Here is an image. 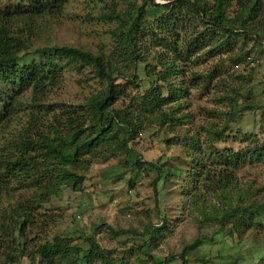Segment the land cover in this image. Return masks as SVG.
<instances>
[{
  "label": "rangeland",
  "instance_id": "rangeland-1",
  "mask_svg": "<svg viewBox=\"0 0 264 264\" xmlns=\"http://www.w3.org/2000/svg\"><path fill=\"white\" fill-rule=\"evenodd\" d=\"M146 2L67 0L62 13L44 15L35 20L34 43L29 51L22 53L21 62H38L40 55L35 50L40 47L67 45L90 50L116 63L114 31L119 27L116 13L128 14L134 7ZM155 2L166 4L175 1ZM147 7L151 8L150 5ZM175 13H178V8H167L154 11L152 16ZM199 28H202L201 25ZM154 29L162 32L161 29ZM225 46L213 57L202 53L188 66V82L195 73L204 78L213 77L210 80L200 78L197 87L189 83L191 94L181 100L183 108L176 113L178 118L181 114L189 116L187 121V117H182L162 127L159 122L146 120L139 137L129 143L144 160L162 165L174 175L155 183L157 171L131 170L122 157L109 158L107 150L97 149L91 161L83 160L81 166L71 167L72 171L83 176L75 188L62 186L49 201L42 203L40 213H37L42 215L36 217L39 225H29L25 231L28 239L26 246L24 244L21 248L26 254L20 256L18 250L15 252L18 260L8 263L6 254L1 250L0 264H32L29 253L36 249V244L60 235H66L84 246L86 236L94 237L103 248L115 252L107 264H162L167 258L172 260L169 264H184L183 254L189 264H251L264 257V215L257 222L254 218L248 221L249 226L246 227L242 222L244 214L238 208L247 203L257 205L264 202V160L246 161L227 194L201 183L199 194L195 195L191 172L197 162L189 155V145L184 142L186 137L197 138L200 133L204 134L203 127L212 123L222 128L228 121L226 114L230 110L235 112L228 131L230 138L218 143L220 148H255L258 143L251 138L243 136V141L238 140L242 134H257L260 141L264 140L262 110L241 111L248 105L264 106V50L250 39H232L231 45ZM230 46L232 51H227ZM151 49L153 54L162 51V47L156 45H152ZM208 50L209 47L203 52ZM149 58L155 64L151 56ZM146 68L150 69L149 66ZM130 71L133 70L130 69L127 74ZM139 73L141 81L136 86L124 80L118 81V84H123L124 94L116 102L117 108H136L135 97L139 98L152 85L144 63L139 64ZM106 86L107 82L98 76L92 66L67 70L62 81L51 87L43 99L48 109L40 106L31 92L24 96L22 108L2 134L3 141L21 140L20 136L29 127H33L32 130H47L51 124L58 127L65 125L63 116L66 109L85 110L90 98L104 91ZM168 107L165 109L168 110ZM35 191L14 182L2 191L0 208L25 202L32 198ZM223 195L232 196L229 203ZM245 196L247 199L241 201V197ZM229 207L235 211L230 222L222 219L224 209ZM45 221L48 225L42 227L41 223ZM148 234L150 241L146 245ZM199 238H204L206 242L193 251L188 250L187 247ZM142 245L144 253L139 255L140 250L137 249ZM131 249L134 251L131 252Z\"/></svg>",
  "mask_w": 264,
  "mask_h": 264
},
{
  "label": "trees",
  "instance_id": "trees-1",
  "mask_svg": "<svg viewBox=\"0 0 264 264\" xmlns=\"http://www.w3.org/2000/svg\"><path fill=\"white\" fill-rule=\"evenodd\" d=\"M174 1L162 4L155 0H144V5L134 7L128 14L116 13L119 22V27L114 31L116 63L90 50L67 45L40 47L35 50L40 55L38 62L22 63V53L29 51L34 43L35 20L44 15L62 13L67 0H10L8 3L0 0V200L2 191L14 182L18 186L36 190L32 198L25 202L0 208V251L6 254L8 263L18 260L15 253L18 250L20 256L26 254L25 249L21 248L24 244L26 246L28 239L25 231L29 225H39L36 217L42 215L37 214L42 203L49 201L62 186L75 188L83 176L72 171L71 167L81 166L83 160L91 161L97 149L107 150L109 158L122 157L131 170L157 171L155 183L174 175L164 166L144 160L129 146L141 134L144 121L150 119L164 127L168 122L187 117L181 114L178 118L176 113L183 108L181 100L191 94L190 86H199L198 80L204 78L195 73L189 82L186 79L188 66L202 53L213 57L225 45H231L232 39L253 40L264 50V0ZM167 8H178V13L152 16L154 11ZM152 45L161 46L162 51L153 54ZM207 47L209 50L203 52ZM229 49L227 51H232L231 46ZM150 56L155 64L149 61ZM142 63L152 85L139 98L135 97L137 106L132 108L133 111L117 108L116 102L124 94L123 84H118V81L124 80L136 86L141 81L139 64ZM85 65L92 66L98 76L107 82L104 91L90 98L85 110L66 109L63 116L65 125L58 127L51 124L47 130H32L33 127H29L20 136L21 140L3 141L2 134L19 113L26 94L31 92L40 106L48 109L43 99L50 88L62 81L67 70ZM130 69L133 71L127 74ZM172 103H175L174 106H170ZM256 108L262 110L264 119V106L248 105L241 111ZM226 115L228 121L222 128L212 123L203 127L204 134L200 133L199 137L184 139L185 144L189 145V155L197 162L191 172L195 195L199 194L201 183L209 189L227 194L246 161L264 160V140L260 141L257 134H242L238 138L240 141L251 138L257 142L252 149L235 150L217 145L230 138L228 131L235 112L230 110ZM33 121L38 124L36 118ZM231 138L237 140L235 136ZM247 196L241 197V201H245ZM223 198L229 203L232 196L223 195ZM238 208L244 214L242 222L246 227L249 226L248 221L254 218L257 222L264 215V202L257 205L247 203ZM229 209H224L222 219L230 222L235 211L232 207ZM47 225L48 221L41 223L42 227ZM149 241L148 234L146 245ZM205 242L204 238H199L187 249L193 251ZM142 247L137 249L140 250L139 255L144 253ZM32 251L29 253L32 264H107L115 254L114 250L103 248L92 236H86L84 246L66 235L52 240L44 239ZM125 258H122L123 262ZM182 258L184 264H189L185 254ZM171 261V258H167L162 264ZM251 264H264V257Z\"/></svg>",
  "mask_w": 264,
  "mask_h": 264
},
{
  "label": "water",
  "instance_id": "water-1",
  "mask_svg": "<svg viewBox=\"0 0 264 264\" xmlns=\"http://www.w3.org/2000/svg\"><path fill=\"white\" fill-rule=\"evenodd\" d=\"M164 3H166V2H164ZM263 44H264V41H263Z\"/></svg>",
  "mask_w": 264,
  "mask_h": 264
}]
</instances>
